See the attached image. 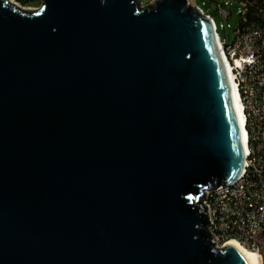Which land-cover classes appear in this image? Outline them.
Wrapping results in <instances>:
<instances>
[{
	"label": "water",
	"instance_id": "95a60500",
	"mask_svg": "<svg viewBox=\"0 0 264 264\" xmlns=\"http://www.w3.org/2000/svg\"><path fill=\"white\" fill-rule=\"evenodd\" d=\"M239 140L187 0H0V264H248L203 205Z\"/></svg>",
	"mask_w": 264,
	"mask_h": 264
},
{
	"label": "built area",
	"instance_id": "2783aa9c",
	"mask_svg": "<svg viewBox=\"0 0 264 264\" xmlns=\"http://www.w3.org/2000/svg\"><path fill=\"white\" fill-rule=\"evenodd\" d=\"M7 1L21 7L18 0ZM187 3L212 23L233 99L242 112L245 135L238 176L228 185L204 192L208 232L218 248L236 242L261 257L258 239L264 233V0H202L200 6L191 0ZM203 7L208 8L207 13ZM233 11L239 19L231 41L224 42L211 13L217 12L227 21ZM226 28L229 26H223Z\"/></svg>",
	"mask_w": 264,
	"mask_h": 264
},
{
	"label": "rangeland",
	"instance_id": "374dc122",
	"mask_svg": "<svg viewBox=\"0 0 264 264\" xmlns=\"http://www.w3.org/2000/svg\"><path fill=\"white\" fill-rule=\"evenodd\" d=\"M193 3H195L196 5L200 6L201 5V1L202 0H191ZM154 0H142V6L147 5V4H151L153 3ZM40 2L33 4V5H29V6H25L24 8L26 9H35L38 7ZM23 7V6H21ZM203 11L205 13L208 12V8L203 7L202 8ZM211 17L216 25V29H217V33L220 37L221 40H224V42L229 39V42L231 41V36H232V31L235 29L237 22H238V14L236 11H233L231 17L225 21L219 14H217V12H213L211 13ZM228 25L229 28L223 29V26ZM258 244L260 247V252L261 254V258L264 260L263 255H264V234H262L259 239H258Z\"/></svg>",
	"mask_w": 264,
	"mask_h": 264
},
{
	"label": "bare ground",
	"instance_id": "6f19581e",
	"mask_svg": "<svg viewBox=\"0 0 264 264\" xmlns=\"http://www.w3.org/2000/svg\"><path fill=\"white\" fill-rule=\"evenodd\" d=\"M30 10V9H29ZM234 107L236 111V117H237V124L239 128V147H240V154L243 156V153L245 152V135L244 131L242 128L243 124V117H242V112L240 109V106L234 101ZM233 246H235L240 253L243 255L245 260L247 261L248 264H264L262 258L255 252L250 251L248 249L243 248L242 246L238 245L236 242H230Z\"/></svg>",
	"mask_w": 264,
	"mask_h": 264
},
{
	"label": "trees",
	"instance_id": "16d2710c",
	"mask_svg": "<svg viewBox=\"0 0 264 264\" xmlns=\"http://www.w3.org/2000/svg\"><path fill=\"white\" fill-rule=\"evenodd\" d=\"M18 1L20 5L23 7L33 5V4L40 2V0H18ZM263 258H264V255H263Z\"/></svg>",
	"mask_w": 264,
	"mask_h": 264
}]
</instances>
